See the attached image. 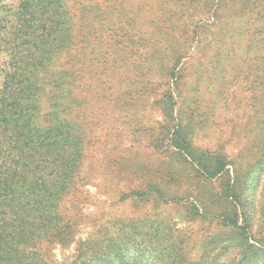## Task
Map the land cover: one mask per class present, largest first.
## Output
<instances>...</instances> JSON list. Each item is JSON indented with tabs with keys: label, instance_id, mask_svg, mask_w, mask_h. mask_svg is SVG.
Returning <instances> with one entry per match:
<instances>
[{
	"label": "rangeland",
	"instance_id": "1",
	"mask_svg": "<svg viewBox=\"0 0 264 264\" xmlns=\"http://www.w3.org/2000/svg\"><path fill=\"white\" fill-rule=\"evenodd\" d=\"M63 1L68 47L50 68L83 71V115L98 123L89 133L84 181L64 203L80 232L63 253L75 254L80 238L107 242L135 219L143 220L144 232L158 231L151 239L158 243L140 251L139 264H218L239 256L244 241L211 202L222 179L205 180L177 154L183 139L231 160L232 176L234 166L243 168L240 224L248 242L258 244L264 238V163L256 155L264 151V0ZM22 2L0 0V35ZM5 58L0 51V83ZM175 126L180 136L173 135ZM167 188L169 202L156 195ZM198 197L209 207L194 206Z\"/></svg>",
	"mask_w": 264,
	"mask_h": 264
},
{
	"label": "trees",
	"instance_id": "2",
	"mask_svg": "<svg viewBox=\"0 0 264 264\" xmlns=\"http://www.w3.org/2000/svg\"><path fill=\"white\" fill-rule=\"evenodd\" d=\"M65 14L63 0H23L15 20L0 35L6 57L0 83V264H139L140 251L158 243L151 241L158 237L157 228L144 232L143 220L127 221L107 242L80 238L75 254L63 253L80 232L64 203L84 181L89 133L98 126L83 115V71L50 68L55 59L65 58L71 31ZM85 61L82 57L83 65ZM174 130L180 136V128ZM178 150L205 180L222 179L221 192H212L211 202L233 227L231 234L244 241L239 256L218 264H263L264 238L258 244L248 242L240 224L245 216L238 186L243 168L234 166L232 176L231 160L186 139ZM256 155L264 163V151ZM156 195L172 201L168 188ZM192 203L207 206L199 197Z\"/></svg>",
	"mask_w": 264,
	"mask_h": 264
}]
</instances>
